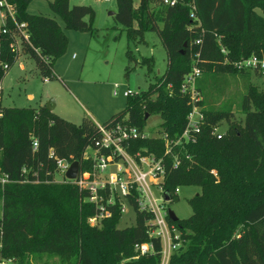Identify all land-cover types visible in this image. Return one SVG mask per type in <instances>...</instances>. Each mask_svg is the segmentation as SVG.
I'll return each instance as SVG.
<instances>
[{"label":"trees","instance_id":"obj_1","mask_svg":"<svg viewBox=\"0 0 264 264\" xmlns=\"http://www.w3.org/2000/svg\"><path fill=\"white\" fill-rule=\"evenodd\" d=\"M30 1L4 0L10 9L0 26V80L16 60L15 39L44 78L54 77L52 63L65 50L66 35L58 22L29 13ZM190 1L195 18L189 16ZM47 7L63 29L93 32L91 6L52 0ZM113 19L125 29L128 41L136 36L141 41L143 32L154 31L165 52V67L145 90L126 96L124 107L102 124L123 119L141 129L149 116L157 115L158 130L175 139L190 109L179 86L195 54L201 68L196 88L203 97L209 96L217 73L248 79L251 73L235 70L228 61L251 54L264 57V0H178L171 6L159 0H137L135 5L133 0H116ZM125 54L127 61L135 60L129 48ZM140 59L152 72V57ZM197 104L202 120L194 141L180 142L163 156L162 189L169 199L175 187L200 188L189 198V216L174 222L166 217L187 239L185 247L170 254L169 264H264V96L258 101L246 83L235 105L230 100L213 105L202 98ZM232 105L243 115L241 130L234 126ZM220 121L229 126L216 138L212 130ZM97 136L87 117L74 124L45 105L36 109L0 105V177L6 179L0 184V261L25 264L29 255L47 253L69 255L70 264H156L160 241L148 235L151 213L140 210L133 197L128 198L133 224L117 227L121 214L115 202L109 206V217L90 226L87 218L96 209L84 200L87 192L69 182L51 181L54 158L49 150L56 158L76 160L83 170L89 167L82 157L84 149ZM130 151L160 157L163 142L137 138ZM173 157L179 159L176 167ZM141 242H151L152 253L137 255L134 245Z\"/></svg>","mask_w":264,"mask_h":264},{"label":"rangeland","instance_id":"obj_2","mask_svg":"<svg viewBox=\"0 0 264 264\" xmlns=\"http://www.w3.org/2000/svg\"><path fill=\"white\" fill-rule=\"evenodd\" d=\"M49 1L52 0H33L28 9L31 13L54 17L66 35L65 50L52 63L54 77H46L43 81L44 77L38 73L32 58L20 51L19 40L15 39L16 60L0 80L1 106L36 109L51 101L52 112L64 120L79 124L82 118L87 117L93 122L102 123L124 107L126 97L121 94L123 89L131 92L145 90L153 81V76L163 71L165 52L157 34L154 31H145L141 34V41L139 36L134 41H128L125 29L113 19L116 0H68L69 6L85 4L93 8L92 33L63 29L61 20L47 7ZM0 2L1 26L5 22L6 14L9 15L10 6H5L4 0ZM136 3L137 0H133V4ZM127 48L133 53L134 61H127ZM140 56L152 57V72H147V64H141ZM246 83L250 85L254 97L261 100L264 96L262 76L251 73L246 80L239 74L217 73L209 96L203 97L199 92L200 101L202 98L204 102L217 105L230 100L235 105L245 92ZM113 89L116 90L115 95L112 94ZM231 109L234 111V126L241 130L243 115L235 112V106L232 105ZM159 123L160 118L157 115H151L145 120L143 131L146 137H156L162 133L158 130ZM228 126L229 123L220 121L214 131L221 136ZM61 177V174L54 173V178ZM160 185L162 187V183ZM175 188L177 190L171 193L173 196L167 201L162 200V204L166 217L167 212L172 211L177 219H184L191 214L189 198L199 194L200 188L193 185ZM125 207L120 213L118 228L133 224V211L126 204ZM172 225L176 228L173 223ZM176 230L179 247H185L187 239ZM69 257L66 254H31L25 264H70Z\"/></svg>","mask_w":264,"mask_h":264},{"label":"built area","instance_id":"obj_3","mask_svg":"<svg viewBox=\"0 0 264 264\" xmlns=\"http://www.w3.org/2000/svg\"><path fill=\"white\" fill-rule=\"evenodd\" d=\"M177 1L159 0L161 4L169 6L174 5ZM4 5L7 6L6 3ZM188 5L190 7L189 16L195 18L194 4L190 1ZM194 42L195 44L199 43V39ZM220 52L226 53L221 46ZM197 55H194L195 59L190 70L183 76L179 86L180 92L188 97L190 105L184 129L175 139L168 138L163 132L152 137L162 140V156L156 157L153 153L144 151L131 152V142L137 138H145L147 135L144 134L143 128L138 129L129 125L123 119L106 124L93 122L98 136L91 145L84 149L82 154L83 159L89 162V167L83 170L78 168L73 179L65 177V171L71 161L54 157L51 150L48 152V155L54 158V171L51 181L69 182L87 192V197L84 200L93 204L96 209L87 218L90 226H98L101 219L109 217L111 215L109 206L115 202L118 203L119 212L122 213L126 208L125 204L129 206V197H133L140 210L151 213V228L148 235L157 237L160 241L159 259L156 264H169L170 254L179 248L177 242L179 235H176L177 228L166 220V210L162 200H167L163 197L165 194L160 183H162L165 173L163 156L171 154L172 147L180 142H193L194 134L199 131L202 113L197 104L200 101V95L196 88V79L201 74V68L195 63ZM224 61L227 62L228 60L224 58ZM228 62L237 71H248L264 77V57L262 56L258 57L251 54ZM45 80L46 78H43V81ZM131 93L128 89H123L121 92L124 97ZM112 94H116L115 89L112 90ZM214 130L215 127L212 134L219 138L220 134ZM36 146V141L33 139L31 141L32 149H35ZM178 164L179 159L173 157L172 167H176ZM54 173L61 174L62 177L60 179L54 178ZM210 173L216 177L214 170H210ZM5 181V177L1 176L0 184ZM152 249L151 242H141L134 245L137 255L152 253ZM8 263L10 260L0 261V264Z\"/></svg>","mask_w":264,"mask_h":264},{"label":"water","instance_id":"obj_4","mask_svg":"<svg viewBox=\"0 0 264 264\" xmlns=\"http://www.w3.org/2000/svg\"><path fill=\"white\" fill-rule=\"evenodd\" d=\"M45 106L47 107V109L52 110V103L51 101H47V103H45ZM147 115H145L146 118ZM78 162L76 160H73L69 163V166L67 167L66 171H65V177L67 179H73L75 178L77 172H78ZM164 199L168 200L169 197L165 194L164 195ZM167 217L170 221H176L177 217L173 214L172 211H168L167 212Z\"/></svg>","mask_w":264,"mask_h":264},{"label":"crops","instance_id":"obj_5","mask_svg":"<svg viewBox=\"0 0 264 264\" xmlns=\"http://www.w3.org/2000/svg\"><path fill=\"white\" fill-rule=\"evenodd\" d=\"M32 1H33V0H31V1L29 2V4H30ZM29 4L27 5L26 10H27L29 13H31V12L29 11V9H28ZM28 98H30V96H28Z\"/></svg>","mask_w":264,"mask_h":264}]
</instances>
